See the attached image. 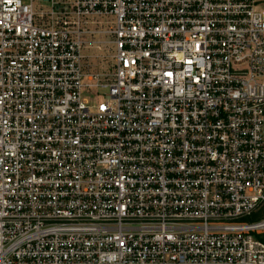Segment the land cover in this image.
Masks as SVG:
<instances>
[{
  "label": "built area",
  "instance_id": "2783aa9c",
  "mask_svg": "<svg viewBox=\"0 0 264 264\" xmlns=\"http://www.w3.org/2000/svg\"><path fill=\"white\" fill-rule=\"evenodd\" d=\"M0 264H264V0H0Z\"/></svg>",
  "mask_w": 264,
  "mask_h": 264
},
{
  "label": "rangeland",
  "instance_id": "374dc122",
  "mask_svg": "<svg viewBox=\"0 0 264 264\" xmlns=\"http://www.w3.org/2000/svg\"><path fill=\"white\" fill-rule=\"evenodd\" d=\"M86 54L89 74L102 73L104 79L108 78L106 74L112 71L114 65V48L110 38L107 35L96 36L87 48ZM107 91V89H101L99 93L104 95ZM85 96L88 97L86 92Z\"/></svg>",
  "mask_w": 264,
  "mask_h": 264
}]
</instances>
